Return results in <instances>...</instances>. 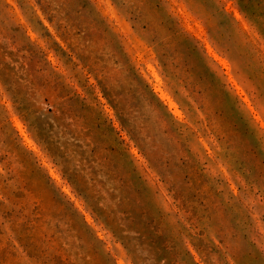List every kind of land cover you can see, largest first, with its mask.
I'll return each instance as SVG.
<instances>
[{"label":"clouds","instance_id":"obj_1","mask_svg":"<svg viewBox=\"0 0 264 264\" xmlns=\"http://www.w3.org/2000/svg\"><path fill=\"white\" fill-rule=\"evenodd\" d=\"M0 264H264V0H0Z\"/></svg>","mask_w":264,"mask_h":264}]
</instances>
